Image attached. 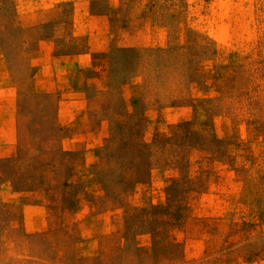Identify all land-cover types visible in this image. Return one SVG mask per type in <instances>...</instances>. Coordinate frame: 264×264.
Listing matches in <instances>:
<instances>
[{"label":"rangeland","instance_id":"374dc122","mask_svg":"<svg viewBox=\"0 0 264 264\" xmlns=\"http://www.w3.org/2000/svg\"><path fill=\"white\" fill-rule=\"evenodd\" d=\"M108 2L110 84L57 119L26 48L40 20ZM7 60L24 100L0 149V264H264V0H0ZM38 185L55 229L28 236L15 190Z\"/></svg>","mask_w":264,"mask_h":264},{"label":"crops","instance_id":"0c3cea01","mask_svg":"<svg viewBox=\"0 0 264 264\" xmlns=\"http://www.w3.org/2000/svg\"><path fill=\"white\" fill-rule=\"evenodd\" d=\"M39 22L43 26L38 38L25 51L27 62L21 65V69L26 75L22 79L29 86H37L40 93L47 96L48 102L56 104L55 117L62 119L71 115L72 107L78 99H83V94L88 99L92 97L89 87L109 86L111 65H116L111 51L119 49L117 13L114 14V6L108 2L102 11L85 9L79 13L76 10L65 20L53 17ZM46 22L50 23L49 27H46ZM3 67L7 75L2 80L0 78V143H4L0 149L12 150L20 132L19 122L17 118L15 120L18 102L24 99L14 88V66L7 60V65H0V70ZM87 72H91L89 77L85 74ZM8 156L0 155V159ZM38 180L46 182L49 179L41 176ZM4 181L11 182L13 179L6 178ZM15 191L24 196L30 194L33 198L22 206L21 226L25 234L35 236L52 231L51 214L55 211L46 200L44 186ZM73 211L67 206L59 210L66 215ZM68 258L64 252L55 259V264H65Z\"/></svg>","mask_w":264,"mask_h":264}]
</instances>
